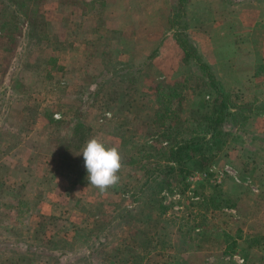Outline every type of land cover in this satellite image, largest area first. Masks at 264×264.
<instances>
[{
  "label": "rangeland",
  "instance_id": "rangeland-1",
  "mask_svg": "<svg viewBox=\"0 0 264 264\" xmlns=\"http://www.w3.org/2000/svg\"><path fill=\"white\" fill-rule=\"evenodd\" d=\"M18 1L0 0V264H264L251 13L224 14L233 0H31L25 26ZM194 55L226 110L209 165L178 174L163 168L168 148L207 139L217 105ZM92 137L125 165L105 193L87 179Z\"/></svg>",
  "mask_w": 264,
  "mask_h": 264
},
{
  "label": "trees",
  "instance_id": "trees-1",
  "mask_svg": "<svg viewBox=\"0 0 264 264\" xmlns=\"http://www.w3.org/2000/svg\"><path fill=\"white\" fill-rule=\"evenodd\" d=\"M19 5L24 8V12H21V19L24 22L25 26H31L32 22L38 21V12L35 9V2H32L31 0H19ZM6 25V22L4 20L0 21V29L4 28ZM195 60L198 62V65L201 70L204 71L205 77L207 79L208 86L214 90L216 93V101L217 105L215 108V111L213 112V116L211 118V129L207 128L205 131H209V137L207 139H204L205 137H189L186 139L179 140L176 144L170 146L168 148V152L165 156V161L171 162L168 166H163L164 169L173 170L172 164H176L178 166V169H174L178 174L185 173L188 169L187 166H185V163L187 161L194 162L197 167L199 168H205L209 165V162L211 160L212 154L214 150H218L216 143V132L214 130V126L218 124L224 114V110H226V102L224 99V93L221 90L220 84L215 79L213 73L209 69L208 65L200 61L197 56H195ZM203 142H202V141ZM212 145H215L211 148V141ZM197 171V170H196ZM12 190H6L4 192L5 195H13ZM3 195L0 193V196ZM15 197V195H14ZM20 204H26L25 201L21 198L17 200ZM24 209V208H23ZM27 209L23 210V213H26ZM65 239V238H63ZM65 241V240H63ZM233 243V242H232ZM231 247L230 244L225 246V249L228 250Z\"/></svg>",
  "mask_w": 264,
  "mask_h": 264
},
{
  "label": "clouds",
  "instance_id": "clouds-1",
  "mask_svg": "<svg viewBox=\"0 0 264 264\" xmlns=\"http://www.w3.org/2000/svg\"><path fill=\"white\" fill-rule=\"evenodd\" d=\"M88 182L105 193L120 183L123 157L117 147H108L97 137L90 138L82 150Z\"/></svg>",
  "mask_w": 264,
  "mask_h": 264
},
{
  "label": "crops",
  "instance_id": "crops-1",
  "mask_svg": "<svg viewBox=\"0 0 264 264\" xmlns=\"http://www.w3.org/2000/svg\"><path fill=\"white\" fill-rule=\"evenodd\" d=\"M235 8L237 10L235 11H229L227 9V12H224V14L230 15V14H234L236 13L237 15H239L240 13H243V11L239 9H245L246 11L244 12L245 14L251 13V16L253 17V19H251V25H250V32L248 33L250 36H248V38L250 40H247L244 42V51L246 53L249 52L248 50H251V56L249 55L250 53H248V58L250 57V60H248L250 62V64L253 66V64H257L259 62H264V0H233L232 1V5L230 6L231 8ZM250 11V12H249ZM223 24H221L222 26ZM258 42V45H255V42ZM254 45V46H251ZM226 50L228 51H234L233 49V44L230 43V45L228 44V47L226 48ZM255 52V54H254ZM245 56V55H244ZM226 57V56H224ZM226 60H229V57L226 58ZM227 63H229V61H226ZM234 75V74H233ZM262 78V76H261ZM249 79L252 80H259L260 79L254 77L251 78L249 77ZM222 82H226V81H231L230 78H227V75L224 74L223 78L221 79Z\"/></svg>",
  "mask_w": 264,
  "mask_h": 264
},
{
  "label": "built area",
  "instance_id": "built-area-1",
  "mask_svg": "<svg viewBox=\"0 0 264 264\" xmlns=\"http://www.w3.org/2000/svg\"><path fill=\"white\" fill-rule=\"evenodd\" d=\"M227 171V170H226ZM205 172H192L187 176V181H193L197 178H202L205 176Z\"/></svg>",
  "mask_w": 264,
  "mask_h": 264
}]
</instances>
